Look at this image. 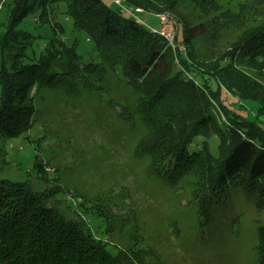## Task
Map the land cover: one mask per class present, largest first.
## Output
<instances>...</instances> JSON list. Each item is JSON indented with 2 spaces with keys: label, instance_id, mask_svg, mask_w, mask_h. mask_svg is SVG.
Segmentation results:
<instances>
[{
  "label": "trees",
  "instance_id": "16d2710c",
  "mask_svg": "<svg viewBox=\"0 0 264 264\" xmlns=\"http://www.w3.org/2000/svg\"><path fill=\"white\" fill-rule=\"evenodd\" d=\"M54 1L11 0L8 20L0 26V137L5 140L32 127L40 89H54L68 73L80 75V64L94 72L78 51L77 40L70 45L61 39L65 30L56 13L53 18L61 27V37H54V29L48 37L38 32L37 25L48 20V7ZM174 2L125 0L131 9L172 16L176 42L183 46L178 52L158 30L145 28L141 20L127 18L124 10L103 0H71L63 14L93 46L118 52L113 64L106 59L109 71L143 100L142 117L168 141L164 147L170 146L160 156L158 174L175 187L189 169L199 170L202 190L195 204L200 227L208 229L219 222L214 207L221 205L223 210L231 188L255 208L264 206V88L236 65L238 60L256 67L264 64V26L245 32L235 46L238 52L202 62L193 53V28L178 16ZM58 60L65 64L58 65ZM248 103L255 104V115L246 108ZM215 137L214 153L209 140ZM200 138L203 142L194 149ZM40 167L42 163L36 161L39 173ZM258 239V264H264V225ZM0 264L117 261L83 230L80 221L66 219L50 205L45 192L26 182L0 178Z\"/></svg>",
  "mask_w": 264,
  "mask_h": 264
},
{
  "label": "rangeland",
  "instance_id": "374dc122",
  "mask_svg": "<svg viewBox=\"0 0 264 264\" xmlns=\"http://www.w3.org/2000/svg\"><path fill=\"white\" fill-rule=\"evenodd\" d=\"M103 1L118 7L113 0ZM70 2L50 3L48 20L36 28L45 37L54 29V37L60 38L56 13L65 30L61 39L70 45L77 40L78 51L94 72L80 64V75L68 73L54 89H40L32 127L18 138L0 137V178L45 192L49 204L66 219L80 221L117 264H258L264 206L255 208L231 188L223 210L215 204L219 222L200 227L195 204L202 190L199 170L189 169L175 187L158 174L161 154L170 151L169 145L164 147L168 141L142 117L143 100L109 71L107 60L113 64L118 52L93 46L63 14ZM11 5V0H0V26L8 20ZM174 8L193 28V53L202 62L238 52L240 37L264 26V0H176ZM139 19L145 28L161 29L156 14L144 12ZM176 36L174 24L170 42L175 52L183 51ZM236 65L264 88L263 63L256 67L238 60ZM246 108L255 115V104ZM202 142L200 138L194 149ZM209 144L215 153L217 138ZM36 161L42 163L40 173Z\"/></svg>",
  "mask_w": 264,
  "mask_h": 264
},
{
  "label": "built area",
  "instance_id": "2783aa9c",
  "mask_svg": "<svg viewBox=\"0 0 264 264\" xmlns=\"http://www.w3.org/2000/svg\"><path fill=\"white\" fill-rule=\"evenodd\" d=\"M114 4L124 10L125 12L129 13L132 17L136 18L138 22L141 23L139 19L138 14H142V9H131L130 7H127L124 0H113ZM125 6V7H124ZM132 12L136 13L137 16H134ZM160 17V23H161V29L158 30L159 34L162 35L172 46H174L173 42H170L171 37V31L173 33L174 29V23L171 19L167 17V15H161ZM167 31V33H165Z\"/></svg>",
  "mask_w": 264,
  "mask_h": 264
},
{
  "label": "water",
  "instance_id": "95a60500",
  "mask_svg": "<svg viewBox=\"0 0 264 264\" xmlns=\"http://www.w3.org/2000/svg\"><path fill=\"white\" fill-rule=\"evenodd\" d=\"M167 17H168L169 19H172V16H170V15H168V14H167Z\"/></svg>",
  "mask_w": 264,
  "mask_h": 264
}]
</instances>
